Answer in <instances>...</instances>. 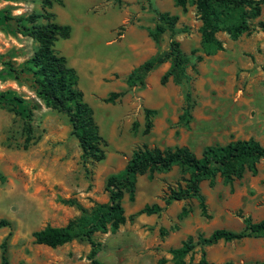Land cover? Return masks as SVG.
<instances>
[{"label":"rangeland","instance_id":"rangeland-1","mask_svg":"<svg viewBox=\"0 0 264 264\" xmlns=\"http://www.w3.org/2000/svg\"><path fill=\"white\" fill-rule=\"evenodd\" d=\"M191 1L185 0L184 10L174 0H60L46 9L55 23L70 28L69 37L58 39L54 49L75 70L77 88L92 110L105 143L100 162H82L66 116L46 108L25 75L17 81L0 75V92L14 91L37 105L29 132L19 114L0 107V219L9 222V227L0 229V244L5 239L8 264H87L86 242L76 239L48 248L34 244L31 232L45 226L63 227L80 216L81 210L106 203V178L120 172L131 151L141 144L163 149L179 137L181 128L182 145L196 156L205 146L236 139L253 138L264 145V4L259 16L249 21V34L230 40L217 32L222 50L211 51L200 42V21ZM5 6L11 16L41 12V0L0 2V8ZM154 10L177 17L173 39L187 58V80L175 85L168 78L160 85L159 78L168 68L165 63L146 76L143 88H129L125 80L130 70L167 47L168 32L157 47L147 36L156 23ZM10 30L15 33L14 24ZM34 49L28 37L0 31L2 62L9 61L18 69ZM110 93L120 95L105 102ZM143 109L155 110L147 135L142 133ZM146 176L136 177L133 202L123 195L125 223L114 233L93 235L101 264H172L168 250L177 248L186 236L195 240L217 228L238 231L239 215L251 221L263 218L254 207L264 208V161L256 164L255 175L245 171L231 185L218 176L211 186L202 181L199 188L206 195L210 216L202 222L194 199L170 202L158 215L128 221L144 205L163 207L167 190L182 185L176 167L154 174L151 180ZM182 207L189 210L185 218L179 217ZM182 227L188 232L183 234ZM200 251L211 264L261 262L264 239L196 245L183 258L184 264H196Z\"/></svg>","mask_w":264,"mask_h":264},{"label":"trees","instance_id":"trees-1","mask_svg":"<svg viewBox=\"0 0 264 264\" xmlns=\"http://www.w3.org/2000/svg\"><path fill=\"white\" fill-rule=\"evenodd\" d=\"M19 0H0V2L16 3ZM60 0H41V12H31L27 15H10V8H0V31L8 34H20L28 37L35 43L32 55L26 59L19 68H15L9 61L0 60L1 77L8 75L13 80H19L23 74L35 97L46 108L66 116L70 126V135L77 141L82 162H100L104 159L103 148L105 143L98 133L97 125L93 119L91 108L83 101L82 92L77 88L78 77L75 70L67 64L66 58L60 55L54 44L58 39H67L70 35L68 26H61L54 22L53 14L46 11L52 2ZM118 2L119 0H114ZM182 10L185 9V0H174ZM195 13L200 21L198 28L200 42L211 51L222 50L221 43L215 38L217 32H224L230 40L237 39L241 34H249L251 28L249 21L260 14V7L264 0H192ZM156 23L147 36L157 47L161 36L169 33V40L165 50H157L151 57L132 68L126 76V86L129 88L145 86V78L155 68L168 63V68L159 78L163 85L168 78L175 85L187 80L185 68L187 58L180 50L179 43L173 39L176 16L159 13L154 10ZM14 24L15 33L10 30ZM200 60V57H197ZM120 93H110L104 100L111 102ZM187 105L188 92L185 93ZM0 107L9 112L19 114L24 120L26 131H30L29 122L32 111L37 105L23 99L11 90L0 92ZM18 107L20 110L18 111ZM17 111H16V110ZM190 108H185V115ZM153 109H143V135H147L152 127ZM264 161V145L253 138L246 140H233L224 145L214 144L205 146L197 157L187 147H148L141 144L135 147L125 163L123 169L117 174L109 175L105 180L107 202L97 204L89 210H81L80 216L68 221L63 227L45 226L31 232L32 242L48 248H56L73 240L84 241L89 246L87 264H101L96 255L99 244L94 241L95 233H114L126 221L121 205L124 194L127 200L133 202L135 181L137 176L147 174L151 180L154 174L166 173L176 167L181 174L180 182L174 188L167 190L163 207L157 204L144 205L134 214L127 217L145 215H158L163 208L172 201L194 199L197 204L199 216L209 219L204 196L200 193L199 185L208 181L211 186L216 176L222 182L231 185L234 180L242 177L245 171L252 176L256 174V164ZM3 177L0 175V182ZM71 203L70 201H63ZM189 210L182 207L179 217H185ZM242 229L238 232L226 229H214L208 236H187L177 248L169 249L172 264H184L183 258L191 254L196 245L209 247L218 241L228 243L245 238L264 239V218L252 222L249 217L239 215ZM9 227V222L0 219V229ZM0 264H8L5 255V239L0 244ZM204 252L200 251V259L196 264H211L203 259ZM224 264H233L227 262ZM238 264H264V261L241 262Z\"/></svg>","mask_w":264,"mask_h":264},{"label":"crops","instance_id":"crops-1","mask_svg":"<svg viewBox=\"0 0 264 264\" xmlns=\"http://www.w3.org/2000/svg\"><path fill=\"white\" fill-rule=\"evenodd\" d=\"M226 35V34H225ZM215 37H216V35H215ZM228 37V36H227ZM219 41V40H218ZM132 47H135V45H131ZM140 63H142V62H140ZM139 63V64H140ZM139 64H137V65H139ZM136 65V66H137ZM135 66V67H136ZM160 67V66H159ZM161 68V67H160ZM162 69V68H161ZM164 69V68H163ZM162 71H164V70H162ZM161 71V72H162ZM149 74V73H148ZM178 118V117H177ZM181 128L179 129V137L177 138V139H175V138H173V141L171 142V144L170 145H168L167 147H175V146H177V147H181V146H185V147H187L189 150H190V148L187 146V145H182V133H181ZM236 140H246V139H236ZM226 144V143H225ZM204 148V147H203ZM202 148V149H203ZM202 149H201V151H202ZM191 151V150H190ZM201 151H200V153H201ZM192 152V151H191ZM200 153H199V155L197 156V157H199L200 156ZM216 178V177H215ZM200 187V186H199ZM200 189V188H199ZM200 193H201V191H200ZM202 194V193H201ZM204 197L206 196L205 194H202ZM172 202H181V201H172ZM171 202V203H172ZM183 202V201H182ZM196 203V202H195ZM196 208H197V204H196ZM181 209V208H180ZM198 210V209H197ZM254 211H255V213L256 214H261V215H263V218H264V208L263 207H261V206H259V207H254ZM199 213V212H198ZM186 217V216H185ZM185 217H182V218H185ZM247 217V216H246ZM249 217V216H248ZM262 218V219H263ZM240 219V218H239ZM199 221H201L202 222V217L201 218H199L198 219ZM261 220V219H260ZM259 220V221H260ZM197 221V220H196ZM199 221H198V223H199ZM252 222H257V221H252ZM191 227H193V228H198V226H196V227H194V226H191ZM242 223H241V219H240V224H239V228H241L242 229ZM182 229H183V234L184 233H187L188 232V230H187V228H184V227H182ZM218 229V228H217ZM240 229V230H241ZM214 230V229H213ZM240 230H238V231H240ZM212 231V230H211ZM231 231V230H230ZM238 231H235V232H238ZM187 237V236H186Z\"/></svg>","mask_w":264,"mask_h":264}]
</instances>
